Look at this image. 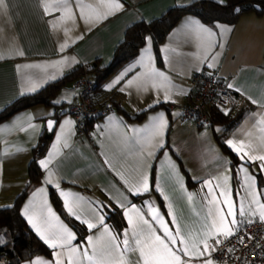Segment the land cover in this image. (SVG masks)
Wrapping results in <instances>:
<instances>
[{"label":"crops","instance_id":"obj_1","mask_svg":"<svg viewBox=\"0 0 264 264\" xmlns=\"http://www.w3.org/2000/svg\"><path fill=\"white\" fill-rule=\"evenodd\" d=\"M194 1L118 0L123 5L119 11L109 14L107 19H98L112 11L114 0H4L5 7L0 8V110L18 97L36 93L61 79L78 66H108L130 25L138 21L150 22L169 8L186 6ZM45 5L48 6L47 14ZM86 19L94 22L86 23ZM200 26L210 29L213 34L209 35ZM146 37L150 36H145L135 58L101 86V92L114 98L128 116L144 113L140 120L126 119L122 112L113 109L94 121L86 133L77 132L73 119L66 113L67 103L73 96L68 83L53 99V103L62 104L61 107L36 105L0 122V207H7L27 184V165L31 150L44 130V120L50 116L57 120L45 153L38 161L48 160L51 153L50 163L47 168L39 163L40 182L20 208L27 226L49 254L33 256L21 264H32L37 260L56 264L54 252L61 264H145V260L148 264H174L173 258L154 237H150L148 226L140 225L142 234L133 236L125 216L127 210L134 223L137 222L132 205L150 221L155 235L163 237L160 228L163 223L173 232L179 229L183 234L180 239L191 237L187 239L188 255L182 252L184 244L169 245L184 264H204L205 260L211 259L216 239L224 236L218 230L225 225L232 227L233 217L226 216L229 209L225 201L233 205L235 219L239 222L234 232L249 224V220H259V205L264 203V161L259 159L264 156V13L242 12L233 24L204 23L195 16H182L159 44V61L151 37L150 41ZM64 44L68 46L62 51ZM145 48L147 53H144ZM62 60L63 64L56 63ZM151 68L162 72L163 76L150 73ZM199 70L213 73L227 86L232 85L229 89L237 98L236 104L247 107L224 140L236 159L233 174L229 156L215 140L213 129L216 128H197L180 117V107L191 90L190 77ZM129 80L133 81L132 85H128ZM161 81H165L164 88L171 90L170 101L163 98L165 91L159 87ZM143 87L148 90L144 91ZM157 100L160 102L154 103ZM150 104L153 105L151 108L148 107ZM57 109H60L59 117L55 115ZM160 113L166 121L163 147L152 149L154 154L149 156L144 141L153 124L151 118ZM65 120L72 123L65 125L62 132L61 125ZM228 140L234 142L235 149L226 143ZM245 152L253 159L248 156L241 159ZM50 173L51 184L45 182ZM144 175L148 177L149 191L141 194L140 202L133 201V197L140 195L130 194L126 182L135 185ZM151 175L155 192L150 190ZM187 177L191 185L187 184ZM206 182L210 183L206 186ZM49 188L55 190L68 217L87 230L82 241L54 210L49 200ZM209 189H212L211 194ZM61 192L71 194L68 197L70 203L79 199L78 214L82 219L96 223L97 227L90 230L87 224L70 215ZM189 193L192 194L191 201L187 199ZM253 196L256 202L250 205ZM158 197L162 199L165 211L160 208ZM214 199L218 203H209ZM25 205L45 235H49V225L52 231L63 234L48 211L51 209L75 239L63 247L51 248L23 215ZM241 206L245 210L243 216L240 215ZM250 206L256 212L255 217L248 212ZM108 207L121 210L124 228L120 237L105 222V208ZM152 208L158 211L161 221L152 220ZM221 208L223 210L218 211ZM209 209L213 216H209ZM93 212L96 217L103 216L110 233L119 238L118 248L100 250L109 237L93 217ZM221 217L225 218L222 220ZM209 230V251L201 255L204 233ZM89 236L93 237L94 244L100 238L96 249L89 244ZM125 239L129 242L127 246L123 244ZM136 239L142 241L141 245L136 244ZM50 242L61 243L59 240ZM212 264L222 263L212 260Z\"/></svg>","mask_w":264,"mask_h":264},{"label":"trees","instance_id":"obj_2","mask_svg":"<svg viewBox=\"0 0 264 264\" xmlns=\"http://www.w3.org/2000/svg\"><path fill=\"white\" fill-rule=\"evenodd\" d=\"M246 3L264 6V0H225L222 3L212 0H196L186 6L169 8L160 17L150 22L138 21L130 25L125 30L124 37L117 45L112 60L108 66H90L86 70H84L82 66H78L68 71L61 79L49 83L36 93L18 97L5 108L0 110V122L16 112L31 108L36 105H43L45 107H61L62 104L56 105L53 103L54 97L62 87L68 83L70 84L78 75L82 74L83 72H88L92 76V98L94 105L99 106L103 104H110L115 110L122 112L126 119L140 120L144 113L128 116L117 106L114 98L101 92V86L103 82L110 78L122 66L135 58L139 49L144 43V38L146 35L151 37L153 50L156 59L159 61V44L163 41L166 34L182 16H195L204 23H213L219 21L227 24H233L241 14L234 13V8ZM250 11L256 14L264 13V11ZM226 109L228 110L227 115L224 111H220L217 107L209 108L207 110L209 117V125L207 127L216 128L213 129L215 140L221 150L229 156L233 174L236 159L226 147L224 140L229 132L239 123L245 111L247 110V107L238 106L235 103L234 106L227 107ZM59 115L60 114H56V117H59ZM99 118L101 117L86 121L84 123L82 132L86 133L90 129L92 123ZM47 145L48 140L43 139L42 132L38 138L36 146L31 150V159L26 170L28 180L26 186L15 197L13 203L10 206L0 207V236H2L5 241V243L0 244V264H21L33 256L49 254V250L29 229L20 213V208L24 199L40 182L42 170L38 161L44 155ZM186 182L188 185L192 184L188 177L186 178ZM150 190L155 192L152 175L150 177ZM48 195L54 210L71 228L74 229L78 236V240L82 241L87 233V230L84 228V226L68 217L63 209L61 200L54 189L49 188ZM141 197V195L135 196L133 197V201L140 202ZM158 204L160 208L165 211L162 199L160 197H158ZM105 222L108 223L114 233L120 237L124 228V220L121 210L114 207L105 208Z\"/></svg>","mask_w":264,"mask_h":264},{"label":"snow or ice","instance_id":"obj_3","mask_svg":"<svg viewBox=\"0 0 264 264\" xmlns=\"http://www.w3.org/2000/svg\"><path fill=\"white\" fill-rule=\"evenodd\" d=\"M220 2L222 3L223 0H220ZM3 7H5L4 0H0V8H3ZM122 7H123V5L120 4L118 2V0H114L113 4L111 5L112 11H110L109 13L103 14L102 16L98 17V19H100V18L107 19V16L109 14H114V11H119ZM44 10H45V13L47 14L48 13V6L47 5H45ZM234 11L236 13H239L241 11V9L239 7H236L234 9ZM85 22L86 23H92L94 21L86 19ZM196 23L198 24V22H196ZM54 27H55V25H54ZM200 27L202 28L203 31L208 32L209 35L213 34L210 29L203 28V26H200ZM146 40L150 41V37H146ZM67 46H68L67 44L61 45V50L63 51V49L65 47H67ZM147 52H148V49L145 48L144 49V53H147ZM20 55H23V53H20ZM56 63L63 64L64 61L62 60V61H59V62H56ZM209 66L211 67V65H209ZM149 71H150V73L155 74L156 76H161V77L163 76V73L162 72H157V70L155 68H151ZM165 80H166V78H165ZM132 83H133L132 80L128 81V85H132ZM164 83H165V81H161V84H160L159 87L164 88ZM155 86L156 85H154V87ZM109 87H111V85H109ZM228 87L231 88L232 85H228ZM143 90L147 91L148 89L146 87H143ZM121 91H124V89H121ZM164 91H165V95L163 97L164 100L165 101H170L172 99L171 90L168 89V88H164ZM159 102L160 101L157 100L154 103H159ZM172 102H174V101H172ZM253 103H255V101H253ZM152 106L153 105H151V104L148 105L149 108H151ZM224 112H225L226 115L228 114V110L227 109H225ZM151 119H153V124H152L151 129L149 130L148 136L145 138V141H144V143L147 145V147L149 149V151H148V155L149 156L154 154L152 149H155L156 147H163V141H162L163 129L166 127V121L164 119V114L163 113H160V114H158L157 117H154V118H151ZM71 123H72L71 121L65 120L63 122V124L61 125V131L62 132L64 131L65 125H70ZM48 128L50 130L54 128V122L52 120L48 121ZM21 130H23V129H21ZM158 137H160L161 139H157ZM57 139L59 140L60 137H58ZM226 143L229 146H231V147H233L235 149V145H234V142L232 140H228V141H226ZM64 146L67 147L66 140H65ZM53 147L55 148L56 145H53ZM51 155L52 154L49 153V159L48 160H41L39 162L41 167H43V168H47L48 167V164L50 163ZM244 156H248L249 159H253V157L249 156V154L247 152H245L244 155L241 156V159H243ZM259 159L264 161V156H260ZM262 169H264V165H262ZM121 178L123 179V177H121ZM45 182L49 183V184L53 183V180L51 178V173L49 174V177L46 179ZM208 183H210V182H206V186H207ZM126 185H127V191L130 194H132V195H141L144 192H148L149 191V183H148L147 175H144L141 178V180L139 182H137L135 185H128V182H126ZM57 187H58V184H57ZM181 187L183 188V185H181ZM39 191L42 192L43 189H40ZM211 192H212V189H209V193L210 194H211ZM35 195H36V193H33V196H35ZM60 195L62 197H65L64 205H65V208L67 209V211H68V213L70 215L75 216L78 220H81V223L87 224V227L90 230L97 227L96 223H93V222H91L90 220H87V219H82L81 215L78 214V209L80 207L79 199H76L72 203H70L68 197L71 194L65 193V192H61ZM221 195H224V193H221ZM165 199H168V197L165 196ZM187 199L189 201H191L192 200V194L189 193L188 196H187ZM255 202H256L255 196H253L252 200L250 201V205L252 203H255ZM209 203H218V201L214 199L212 201H209ZM224 204L229 209L227 211V213H226V216L227 217H233V219L230 222L232 227H228L227 225H225V227L223 229L218 230V231L221 234H223L225 238H228V237H230V236L235 234L233 229L238 225L239 222L235 219V213L232 210L233 209V205L231 203H229L228 201H225ZM121 206L123 207V205H121ZM131 207H132V210L137 213V222L134 223L132 217L128 215V211L127 210L125 211V216L128 217V224H129V226L132 229L133 236L135 237V236H138V235L142 234V228L140 227V225L148 226V228L150 230V237H154L155 241L159 243V245L163 248V250L166 251L170 257L173 258L174 264H184V262L181 260L180 256L176 255V252L173 250V247H170L169 245L175 246L178 242L180 244H184L185 248L182 249V252H183L184 255H188L187 239H189L191 237L189 236L188 238L180 239V237L183 234L179 231V229H177L175 232H173L172 230H170L163 223L160 224V228L163 230V233H164L163 237H161L159 235H155V231L152 230V225H151L150 221L148 219H145L144 216L140 215V213L136 210L134 205H132ZM259 207H260L259 220L264 222V203H261L259 205ZM222 210L223 209L221 208L218 211H222ZM48 211L55 218V220L57 221V224H58L59 228L62 229V233L63 234H60V233L52 231L51 230L52 226L49 225V229H48L49 230V235H45L41 231V228L38 227L37 223L34 222L33 216L29 215L28 205H25V209H24L23 215L28 218V223L32 226L33 229L36 230L37 234L40 235V238L43 239L45 243L49 244V246L51 248L56 249L57 247H63L64 245L70 243L71 240L75 239V236L66 227H64L63 224L59 223V217H56L55 213L51 212V209H48ZM248 212H249V214L251 216L255 217L256 212L251 208V206L249 207ZM208 214H209V216H213L214 215L212 209H209V213ZM92 215H93V217L95 219H97L98 224L103 227L104 234H107L108 237H109L108 242H106L104 245H101L100 250L103 251L104 249H109V248H112V247H117L118 248L119 245H120L119 238L116 237V236H113L110 233L109 228L104 224L103 216L96 217L95 212H93ZM150 215L152 217V220H154V221H161L162 220V217H160L158 211L155 208L151 209ZM240 215L241 216L245 215V210H244L243 206H241ZM224 218L225 217H221L222 220ZM173 222H175V217L174 216H173ZM251 222H253V221L249 220V223H251ZM213 227H215V220H213ZM125 235H127V232H125ZM210 235H211V230L206 231L204 233V236H205V239L203 240L204 249H203V252H201V255H203L204 252H208L209 251V245H208L207 237L210 236ZM87 239L89 241V244H91V246L93 247V249H96L100 238H97V243L96 244L92 243V241H93V237L92 236H89ZM53 240H59L61 243L50 242V241H53ZM240 240H241V242H243V237H241ZM3 243H5V241H4L3 237L0 236V244H3ZM128 243L129 242H128L127 239H125L123 241V244L126 245V246L128 245ZM141 243H142V241L140 239H136V244L138 246L141 245ZM215 243L219 244V243H221V241L219 239H216ZM72 251H76V249H72ZM140 251H141V257L143 258L144 257L143 248H141ZM211 251H215V248L213 247L211 249ZM229 251H232V249H229ZM85 255H87V253H85ZM54 256L57 257L56 264H61V261L58 258V254L54 252ZM32 264H46V262H44L42 260H37V261H33ZM145 264H148L147 260H145ZM204 264H212V260L211 259H207V260L204 261Z\"/></svg>","mask_w":264,"mask_h":264},{"label":"built area","instance_id":"obj_4","mask_svg":"<svg viewBox=\"0 0 264 264\" xmlns=\"http://www.w3.org/2000/svg\"><path fill=\"white\" fill-rule=\"evenodd\" d=\"M84 70L90 66H82ZM190 92L186 102L180 107V117L197 128L209 125L207 110L217 107L224 111L236 103V97L227 84L215 74L199 70L190 77ZM93 79L90 73L83 72L71 83L73 96L66 106V113L73 119L74 127L81 133L84 123L90 119L103 116L114 109L110 104L94 105L92 98ZM243 237V242L240 238ZM215 251H211V259L222 264H264V222L253 221L235 231V234L219 239ZM232 249V251H229Z\"/></svg>","mask_w":264,"mask_h":264},{"label":"water","instance_id":"obj_5","mask_svg":"<svg viewBox=\"0 0 264 264\" xmlns=\"http://www.w3.org/2000/svg\"><path fill=\"white\" fill-rule=\"evenodd\" d=\"M236 7H239L241 9V11L239 13L247 12L250 10H254L256 12L264 11V6H259L258 4L246 3V4H241L239 6H236ZM234 13H236V12L234 11ZM59 112H60V109H57L55 112V115L58 114ZM49 120H52L54 122V128H55L56 121H57L54 116H50L44 120L43 139H45V140H49L51 135L53 134V131H54V128L51 130L48 128V121Z\"/></svg>","mask_w":264,"mask_h":264}]
</instances>
